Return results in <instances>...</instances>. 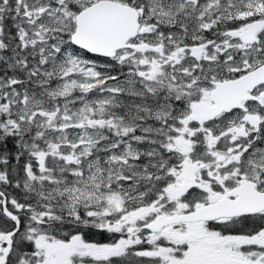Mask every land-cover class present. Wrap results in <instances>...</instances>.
I'll return each mask as SVG.
<instances>
[{
  "label": "snow or ice",
  "instance_id": "obj_1",
  "mask_svg": "<svg viewBox=\"0 0 264 264\" xmlns=\"http://www.w3.org/2000/svg\"><path fill=\"white\" fill-rule=\"evenodd\" d=\"M0 264H264V0H0Z\"/></svg>",
  "mask_w": 264,
  "mask_h": 264
}]
</instances>
